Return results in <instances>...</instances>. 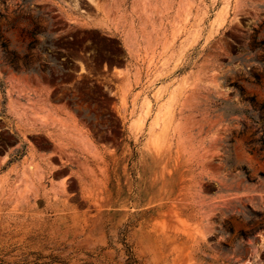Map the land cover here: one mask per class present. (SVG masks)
I'll return each mask as SVG.
<instances>
[{
	"label": "rangeland",
	"instance_id": "1",
	"mask_svg": "<svg viewBox=\"0 0 264 264\" xmlns=\"http://www.w3.org/2000/svg\"><path fill=\"white\" fill-rule=\"evenodd\" d=\"M0 84V264H264V0H0Z\"/></svg>",
	"mask_w": 264,
	"mask_h": 264
},
{
	"label": "trees",
	"instance_id": "2",
	"mask_svg": "<svg viewBox=\"0 0 264 264\" xmlns=\"http://www.w3.org/2000/svg\"><path fill=\"white\" fill-rule=\"evenodd\" d=\"M1 85V84H0ZM242 235H244L243 232H241ZM127 247V264H137V259L134 256V253L131 249V246H129L128 244L125 245Z\"/></svg>",
	"mask_w": 264,
	"mask_h": 264
}]
</instances>
